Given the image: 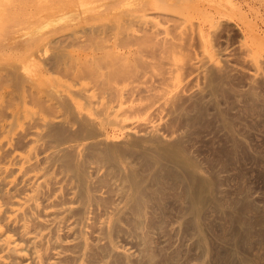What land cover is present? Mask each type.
<instances>
[{"label":"rangeland","instance_id":"rangeland-1","mask_svg":"<svg viewBox=\"0 0 264 264\" xmlns=\"http://www.w3.org/2000/svg\"><path fill=\"white\" fill-rule=\"evenodd\" d=\"M183 1H0V264H264V0Z\"/></svg>","mask_w":264,"mask_h":264},{"label":"bare ground","instance_id":"bare-ground-1","mask_svg":"<svg viewBox=\"0 0 264 264\" xmlns=\"http://www.w3.org/2000/svg\"><path fill=\"white\" fill-rule=\"evenodd\" d=\"M1 1V0H0ZM194 1V6H191L190 3H189V0H184L183 2L186 4V6H190L191 8L193 9H197L200 11V13H203L204 14V18L205 20L209 21L210 24H212V22H215L214 20L216 19L217 16L219 17H227L228 15H232L231 12L233 11H238L239 14H241V17H242V13H241V7L243 5H241L240 3H235L233 0H225V2L221 1V0H193ZM1 4V3H0ZM184 4V5H185ZM188 4V5H187ZM185 7V6H184ZM185 7V8H187ZM188 9H186L187 11ZM190 10V9H189ZM182 12H184V10L182 9L181 10ZM243 11V9H242ZM185 13V12H184ZM190 13V11H187L186 14ZM234 13V12H233ZM199 15V14H198ZM197 15V16H198ZM246 14L244 13L243 17H245L247 19V16H245ZM202 16V14H201ZM231 17V16H230ZM232 18V17H231ZM241 19L243 22H244V19ZM242 22V23H243ZM247 22V31L250 35H251V40L254 42V44H258L260 41H261V34L260 32L256 29V27L254 26L253 23H251V21L249 20H245L244 23ZM201 25V24H200ZM242 25V24H241ZM245 27V26H244ZM246 29V28H245ZM200 37L203 38V43L205 44L204 40H205V37H204V34H203V30L202 28L200 27ZM205 33V32H204ZM200 38V42L202 41ZM210 40V38H209ZM207 41V40H206ZM212 41V40H211ZM202 43V42H201ZM200 43V44H201ZM211 43V42H210ZM202 44V45H204ZM201 45V46H202ZM206 45H204L205 47ZM206 48V47H205ZM211 48V47H210ZM205 50V49H203ZM209 50V49H208ZM206 52L209 54L210 52H208L206 50ZM212 52V51H211ZM207 54V55H208ZM210 56H213L212 59L210 60H213L214 59V54L211 55V53L209 54ZM208 55V56H209ZM205 56V55H203ZM255 58V57H253ZM35 62V61H33ZM217 63V62H216ZM3 118V117H2ZM1 118V119H2ZM0 119V120H1ZM1 123V122H0ZM1 126H3V124H1ZM3 134V133H2ZM1 210V208H0ZM12 225H15V223H13ZM3 228L2 226L0 225V235L3 234ZM24 232V230L22 231ZM20 236V235H19ZM18 237V236H17ZM15 237L13 234H6L5 236V239L6 241H8L10 244H11V247L15 250V251H20L21 250V243H19V239ZM29 238V235L27 236V232H24L22 235H21V239H26Z\"/></svg>","mask_w":264,"mask_h":264}]
</instances>
